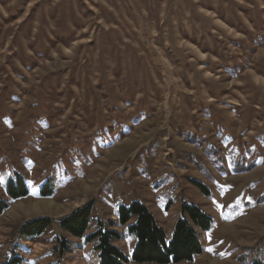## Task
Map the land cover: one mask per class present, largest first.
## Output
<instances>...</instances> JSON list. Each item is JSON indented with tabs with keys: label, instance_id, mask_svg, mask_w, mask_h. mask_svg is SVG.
Listing matches in <instances>:
<instances>
[{
	"label": "rangeland",
	"instance_id": "rangeland-1",
	"mask_svg": "<svg viewBox=\"0 0 264 264\" xmlns=\"http://www.w3.org/2000/svg\"><path fill=\"white\" fill-rule=\"evenodd\" d=\"M126 196L156 201L168 239L184 203L212 217L170 264H264V0H0V263L98 264L85 236ZM89 203L86 235L65 231Z\"/></svg>",
	"mask_w": 264,
	"mask_h": 264
},
{
	"label": "trees",
	"instance_id": "trees-1",
	"mask_svg": "<svg viewBox=\"0 0 264 264\" xmlns=\"http://www.w3.org/2000/svg\"><path fill=\"white\" fill-rule=\"evenodd\" d=\"M204 193L206 188L198 184ZM52 187L45 184L42 195L52 193ZM10 198L18 199L29 193L27 185L21 176L10 180L7 184ZM10 203L0 197V217L8 209ZM92 203L74 210L61 220V227L70 234L82 238L90 228ZM118 221L111 220L108 225L99 221L97 229L85 236L86 241H96L95 250L98 252V264H128L135 262H154L160 264L192 262L203 253L204 246L197 229L207 231L211 228L212 217L195 204L184 203L181 215L177 219L170 239L166 230L161 226L149 207L140 200H134L130 205L120 204L117 211ZM51 219L37 217L26 222L21 234L27 238L41 235L50 226ZM117 224L126 226V232L135 237V246L131 257L117 245L122 234L115 227ZM65 249H68L64 246ZM0 264H24L20 256L14 255Z\"/></svg>",
	"mask_w": 264,
	"mask_h": 264
},
{
	"label": "crops",
	"instance_id": "crops-1",
	"mask_svg": "<svg viewBox=\"0 0 264 264\" xmlns=\"http://www.w3.org/2000/svg\"><path fill=\"white\" fill-rule=\"evenodd\" d=\"M145 191H146V195H147V193L148 192H150V190H149V186H147L145 189H144ZM157 192V191H156ZM126 200L128 199V202H131V201H133V200H140V201H142V202H144L148 207H149V209L152 211L153 210V205L155 204V202L156 201H154V199L153 200H148V198H144V197H128L127 198V196L126 197H124ZM157 198V197H156ZM155 215V214H154ZM112 217H113V219L112 220H114V221H118V218H117V213L116 212H114L113 213V215H112ZM111 221V220H110ZM104 223V222H103ZM121 226V225H120ZM117 227V226H116ZM122 228L124 227V229H126V226H121ZM174 227H175V224H174Z\"/></svg>",
	"mask_w": 264,
	"mask_h": 264
},
{
	"label": "bare ground",
	"instance_id": "bare-ground-1",
	"mask_svg": "<svg viewBox=\"0 0 264 264\" xmlns=\"http://www.w3.org/2000/svg\"><path fill=\"white\" fill-rule=\"evenodd\" d=\"M80 207H82V206H80ZM80 207H79V208H80ZM77 209H78V208H77ZM75 210H76V209H75ZM58 228H59V227H58Z\"/></svg>",
	"mask_w": 264,
	"mask_h": 264
},
{
	"label": "snow or ice",
	"instance_id": "snow-or-ice-1",
	"mask_svg": "<svg viewBox=\"0 0 264 264\" xmlns=\"http://www.w3.org/2000/svg\"><path fill=\"white\" fill-rule=\"evenodd\" d=\"M209 251H211V249H209Z\"/></svg>",
	"mask_w": 264,
	"mask_h": 264
},
{
	"label": "water",
	"instance_id": "water-1",
	"mask_svg": "<svg viewBox=\"0 0 264 264\" xmlns=\"http://www.w3.org/2000/svg\"><path fill=\"white\" fill-rule=\"evenodd\" d=\"M60 224H61V221H60Z\"/></svg>",
	"mask_w": 264,
	"mask_h": 264
},
{
	"label": "built area",
	"instance_id": "built-area-1",
	"mask_svg": "<svg viewBox=\"0 0 264 264\" xmlns=\"http://www.w3.org/2000/svg\"><path fill=\"white\" fill-rule=\"evenodd\" d=\"M79 208V207H78Z\"/></svg>",
	"mask_w": 264,
	"mask_h": 264
}]
</instances>
